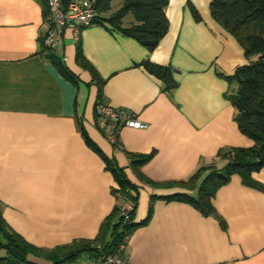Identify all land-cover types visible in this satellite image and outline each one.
<instances>
[{
  "label": "crops",
  "instance_id": "crops-1",
  "mask_svg": "<svg viewBox=\"0 0 264 264\" xmlns=\"http://www.w3.org/2000/svg\"><path fill=\"white\" fill-rule=\"evenodd\" d=\"M209 4L167 0L168 29L152 51L103 21L81 30L83 55L102 80V100L147 123L144 129L123 127L122 150H114L95 116L97 85L75 62L72 32L65 30L63 53L76 84L41 51L46 27L41 0H0V211L7 226L35 246L53 248L95 238L113 207L123 204L103 159L85 143L81 120L97 148L139 185L134 222L147 217L150 197H157L149 220L128 239L129 264H264V192L244 185L238 175L212 198L216 215L159 198L196 195L177 183L221 148L253 144L233 119L227 81L216 74H232L247 60L211 16ZM122 21L129 26L133 16ZM143 60L169 66L176 87L165 90ZM150 153L140 171L157 186L141 183L128 167L132 154ZM253 178L264 183V167ZM102 236L110 241V230Z\"/></svg>",
  "mask_w": 264,
  "mask_h": 264
},
{
  "label": "trees",
  "instance_id": "trees-1",
  "mask_svg": "<svg viewBox=\"0 0 264 264\" xmlns=\"http://www.w3.org/2000/svg\"><path fill=\"white\" fill-rule=\"evenodd\" d=\"M71 1L62 0V4L67 6ZM113 1L96 0L97 16L94 23L103 21L109 25L108 29L111 31L132 37L147 51H152L168 29V20L164 12L167 0H120L119 7L109 13ZM41 2L45 17L46 3L44 0ZM209 7L211 16L241 45L247 60V63L238 66L232 74H224L218 70L216 74L227 81L228 90L225 92V97L234 108L233 119L240 132L251 139L253 144L250 147L221 148L211 162L201 166L187 180L177 183L180 187L195 191L196 195L176 193L159 198L166 201L187 202L204 215H216L212 198L234 174L240 177L244 185L264 192V183L253 178V173L264 167V0H210ZM190 8L194 18L199 20V14L192 6ZM127 14L133 16V22L129 26H123L122 20ZM78 40L75 62L89 72L92 81L97 85V98L100 101L102 80L83 55L80 36ZM40 48L66 78L75 84L78 82V77L67 68L57 54L49 52L41 42ZM141 64L161 80L165 90L176 87L177 83L169 66L155 64L149 60H143ZM95 116L98 118L96 110ZM78 128L85 143L101 156L105 168L113 176L117 184L113 193L122 198L123 204L131 205L127 218L123 215V204H117L102 221L100 232L95 238L78 239L53 248H43L29 243L7 226L0 211V264H38L31 261L30 256L41 258L47 264H76L83 255L87 256L89 264L99 256L97 245L100 246L101 252H113L125 235L130 237L134 228L144 225L149 220L153 201L157 197L151 195L147 217L142 221L134 222L139 185L129 180L125 168L120 167L113 158L97 148L81 120H78ZM151 156L152 153L132 154L128 167L141 183L157 186L147 180L140 171L141 166ZM221 161H224V164L219 167L217 164ZM219 222L222 227L225 226L221 219ZM108 229L110 241H106L102 236V233Z\"/></svg>",
  "mask_w": 264,
  "mask_h": 264
},
{
  "label": "built area",
  "instance_id": "built-area-1",
  "mask_svg": "<svg viewBox=\"0 0 264 264\" xmlns=\"http://www.w3.org/2000/svg\"><path fill=\"white\" fill-rule=\"evenodd\" d=\"M44 2L47 7L44 17L46 27L40 34V42L45 49L56 53L64 61L65 30L69 29L72 32L73 41L77 43L81 30L94 24L97 16L96 0H72L67 6L62 4V0H44ZM95 108L105 128L106 137L114 150H122L118 137L123 127L137 129L147 127V123L137 119L136 114L126 108L112 106L103 100L98 101ZM122 209L124 217L127 218L131 205L125 204ZM128 239L129 237L125 235L115 250L110 253L101 252L100 246L97 245L99 256L89 264H129L125 256Z\"/></svg>",
  "mask_w": 264,
  "mask_h": 264
},
{
  "label": "rangeland",
  "instance_id": "rangeland-1",
  "mask_svg": "<svg viewBox=\"0 0 264 264\" xmlns=\"http://www.w3.org/2000/svg\"><path fill=\"white\" fill-rule=\"evenodd\" d=\"M119 5H120V0H114L113 2H111V9H110V12L111 11H114L116 8H118L119 7ZM109 12V13H110ZM129 16H130V14H128ZM125 21H126V19H124ZM0 255H1V253H0ZM85 256L83 255L77 262H76V264H84V263H86V261H85ZM87 264V263H86Z\"/></svg>",
  "mask_w": 264,
  "mask_h": 264
}]
</instances>
